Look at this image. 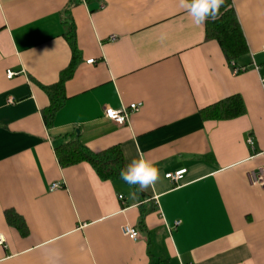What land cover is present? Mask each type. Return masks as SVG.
Instances as JSON below:
<instances>
[{
    "label": "crops",
    "instance_id": "0c3cea01",
    "mask_svg": "<svg viewBox=\"0 0 264 264\" xmlns=\"http://www.w3.org/2000/svg\"><path fill=\"white\" fill-rule=\"evenodd\" d=\"M232 3L249 47L240 72L178 0H0V264H264V187L249 179L264 165V0ZM72 25L79 60L49 128L43 86L72 61ZM235 94L244 115L202 118ZM131 103L142 107L124 125L104 115ZM73 136L94 152L119 145L124 167L155 162V190L134 197L89 162L61 166L56 148Z\"/></svg>",
    "mask_w": 264,
    "mask_h": 264
},
{
    "label": "trees",
    "instance_id": "16d2710c",
    "mask_svg": "<svg viewBox=\"0 0 264 264\" xmlns=\"http://www.w3.org/2000/svg\"><path fill=\"white\" fill-rule=\"evenodd\" d=\"M220 13L218 20L205 23L206 39L215 40L219 43L229 65L234 68L231 63L234 61L237 64L238 59L249 52V47L232 0H225ZM66 37L73 51L72 61L62 72L59 82L43 86L51 99L50 105L42 110L43 119L49 128L54 124L57 111L65 103L67 98L65 83L72 76L80 55L76 44L74 25L68 29ZM245 112L246 106L243 97L240 94H235L204 107L201 109L200 114L204 120H228L242 116ZM56 153L61 166L68 167L86 161L93 166L103 180L119 178L120 171L125 168L119 145L104 151L94 152L78 136H73L70 140L58 146ZM139 194L142 197L146 196L143 192ZM5 216L7 221L18 228L23 235L27 234V224L19 213L13 209H8ZM155 264H168V261L161 260Z\"/></svg>",
    "mask_w": 264,
    "mask_h": 264
},
{
    "label": "clouds",
    "instance_id": "9594fccd",
    "mask_svg": "<svg viewBox=\"0 0 264 264\" xmlns=\"http://www.w3.org/2000/svg\"><path fill=\"white\" fill-rule=\"evenodd\" d=\"M178 4L187 11L195 26L202 27L206 22H215L220 18V9L225 0H178ZM159 39L163 42L166 35L162 34ZM120 178L129 186L135 187L136 190L133 192L135 197L149 188L155 190L160 180V170L155 162L140 156L120 171Z\"/></svg>",
    "mask_w": 264,
    "mask_h": 264
},
{
    "label": "built area",
    "instance_id": "2783aa9c",
    "mask_svg": "<svg viewBox=\"0 0 264 264\" xmlns=\"http://www.w3.org/2000/svg\"><path fill=\"white\" fill-rule=\"evenodd\" d=\"M262 52L264 53V45L262 47ZM88 63H93L94 59H89L87 61ZM231 65L234 67L235 72H240L241 70H245V67H239L235 62L233 61ZM15 75V72L8 70L7 71V77L12 78ZM264 82V79H263ZM142 107V103H131L128 107H124L121 109H114L112 107H105L104 109V115L107 119L119 124L124 125L128 122L129 116L132 112L139 111ZM249 143L251 146H253V140L249 139ZM187 169H180L174 172H169L166 174V177L174 184H179L185 176ZM250 182L253 185H258L261 187H264V165L258 167L257 169L253 170L249 174ZM61 183H52L51 189H55L58 187H61ZM120 198H123V196H120ZM176 224H179L177 221ZM123 234L128 236L129 238L133 240H137L140 237V233L138 229L132 225H124L122 228ZM5 244V239L0 234V245Z\"/></svg>",
    "mask_w": 264,
    "mask_h": 264
}]
</instances>
